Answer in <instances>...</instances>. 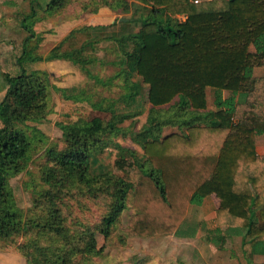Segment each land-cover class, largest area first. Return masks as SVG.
<instances>
[{
	"label": "trees",
	"instance_id": "1",
	"mask_svg": "<svg viewBox=\"0 0 264 264\" xmlns=\"http://www.w3.org/2000/svg\"><path fill=\"white\" fill-rule=\"evenodd\" d=\"M71 1L51 0L45 10ZM134 1L150 9L139 30L101 39L114 41L122 53L121 69L111 79H96L86 67L90 60L83 53L101 40L78 46L74 37L93 40L95 31L118 26L119 20L72 30L46 57L38 53L45 39L32 33L21 44L19 74H2L8 88L0 101V242L29 237L16 249L24 264H84L102 255L105 246L98 247L97 234L112 240L126 211L127 238L185 239L188 233L193 238L197 227L187 224L190 209L214 196L219 227L209 242L224 251L228 238L240 237L244 256L264 255V156L256 152V137L264 135V0ZM56 60L77 64L105 87L122 78L128 106L137 105L145 90L153 112L177 99L178 119L150 114L133 136L143 150L139 157L108 139L142 111L112 110L108 121L94 117L76 123L68 117L59 124L66 147L49 149L41 167L49 188L24 220L21 211L10 209L8 177L25 167L31 149L22 126L45 121L52 111L49 73L25 65ZM208 89L214 91L213 110ZM166 127L179 130L166 133ZM110 145L117 151L114 168L123 177L91 172L93 155ZM87 195H103L105 202L95 226L75 223L72 211L66 212L67 200Z\"/></svg>",
	"mask_w": 264,
	"mask_h": 264
},
{
	"label": "rangeland",
	"instance_id": "2",
	"mask_svg": "<svg viewBox=\"0 0 264 264\" xmlns=\"http://www.w3.org/2000/svg\"><path fill=\"white\" fill-rule=\"evenodd\" d=\"M50 2L51 0H0V101L8 88L2 74H19L17 57L22 50L21 44L32 33L37 34L39 40L41 37L45 39L38 53L46 57L78 27L110 26L117 20L120 24L128 23L123 27L119 24L109 30L95 31L93 40L76 35L74 38L79 42L78 46H81L107 36L119 37L126 32H137L150 11L134 0H72L66 7L47 13L45 9ZM185 19L186 17H181L180 21ZM83 54L90 60L86 67L96 79L109 80L121 69L118 62L122 59V53L114 41H98ZM25 67L28 71L49 73L52 84L49 99L52 111L47 120L22 126L31 141V149L25 167L8 177V189L12 198L10 209L21 211L24 220L33 215L34 200L39 197L40 192L49 188L42 182L41 167L46 163V153L49 149L63 150L66 147L59 124L67 123L68 117L76 123L90 121L94 117L108 121L112 118V110L117 113L142 111L141 115L121 125L122 132L108 139L112 144L118 143L135 150L139 157L144 156L143 150L133 141V136L146 123L150 114L164 120L178 119V108L173 106L177 99L153 112L152 106L147 102V90L138 98L137 105L135 103L128 106L124 97L125 82L122 78L114 79L112 84L105 87L97 84V80L90 78L80 66L65 60L26 64ZM63 93L78 97L79 100L68 99ZM225 96H228V93H225ZM207 99L209 110L215 109L213 90H207ZM165 130L166 133H173L179 129L166 127ZM116 158L117 151L110 145L93 155L91 172L96 176L111 172L123 177L114 168ZM99 196L94 198L87 195L72 201L66 199V212L72 211L73 222L97 225L105 211L103 195ZM203 207H191L187 224L197 227V233L192 234L193 238H188V233L185 239L163 236L127 238L124 236V229L130 212L126 211L112 240L105 241L99 233L97 234L98 247L105 246L102 255L84 264H214L213 261L222 264L229 255L234 257V264H247L240 237L228 238L230 243L224 251L216 250L209 242L208 237L214 238L217 235L218 224L214 218V210L206 216ZM220 229L225 232V228ZM192 231L193 229L188 232ZM28 239L27 236L19 234L9 242L1 241L0 264H24L16 249Z\"/></svg>",
	"mask_w": 264,
	"mask_h": 264
},
{
	"label": "crops",
	"instance_id": "3",
	"mask_svg": "<svg viewBox=\"0 0 264 264\" xmlns=\"http://www.w3.org/2000/svg\"><path fill=\"white\" fill-rule=\"evenodd\" d=\"M263 73H264V70H263ZM256 152H257L258 156H260V157L264 156V135H260V136L256 137ZM218 204H219V200L216 197L211 196V197L207 198L203 204L204 213L207 214L206 216L210 215V213H212L213 210H214V214H215L217 207H218ZM207 218L210 219L209 217H207ZM203 221H205V220H203ZM218 227H219V225H218ZM218 227L216 226V229ZM221 228H225V227H221ZM213 263L217 264L214 261H213ZM246 263L247 264H264V255L250 256V257L246 256ZM222 264H234V257L231 255L226 256V258L223 260Z\"/></svg>",
	"mask_w": 264,
	"mask_h": 264
}]
</instances>
